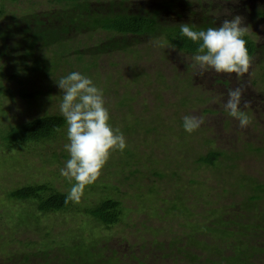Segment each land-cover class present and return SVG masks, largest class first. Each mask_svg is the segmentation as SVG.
I'll return each mask as SVG.
<instances>
[{
    "label": "rangeland",
    "instance_id": "1",
    "mask_svg": "<svg viewBox=\"0 0 264 264\" xmlns=\"http://www.w3.org/2000/svg\"><path fill=\"white\" fill-rule=\"evenodd\" d=\"M1 2L8 10L18 9L17 2ZM19 5L21 11L30 7L29 0H21ZM47 9H51V5L41 2L32 10ZM234 15H240V10ZM243 21L246 33L255 42L264 44V21ZM55 51L53 46L43 54L51 59ZM69 51L65 57L71 65L60 64L49 74L18 70L19 56L16 55L0 59V138L13 125L44 115L60 114L61 93L55 81L70 71H77L91 78L103 91L105 105L110 112L109 122L123 134L126 148L111 152L97 181L84 188L80 199L73 201L70 210L57 215L37 213L34 223H21L22 227L17 229L12 220L18 222L14 217L18 207L7 198L11 190L28 183L49 181L58 191L67 193L73 182L59 172L68 158L63 147L67 142V126L54 139L22 145L13 153L10 148L0 146V175L3 174L0 178V264H20L26 255H30V261H26L28 264H37L39 256L34 255L38 249L63 243L70 244L69 250L82 257L88 256L86 248L92 244L101 255L97 260H108L114 256L128 264H137L138 259L144 258V262L149 263L155 256L159 264H172L167 246L172 242L179 246L184 240V232H191L186 221L189 217L168 211L172 204H185L193 212L197 211L201 215L197 218L200 225L206 226L205 216L211 209H224V205L243 200L242 196L249 194L241 187L243 182H248L247 188L251 185V181L245 178L250 176L253 181L264 183V79L261 62L258 58L251 60L248 70L236 78L235 74L211 71L201 74L193 66L192 55L175 48H162L158 44L152 45L143 56L142 53L102 55L97 59L96 67L91 69L75 60L73 48ZM60 56L59 53L54 55L56 59L52 66L59 62ZM231 88L242 91L241 107L249 119L243 128L223 108L227 90ZM129 98L131 100L126 103ZM121 102L126 104L119 107ZM188 114L204 118L200 128L191 134L182 128V118ZM249 144L256 145H253L255 149L248 151ZM213 149L223 151L230 159L221 160L219 173L222 176L227 172L228 178L221 185L217 181L219 175L214 176L212 168H197L194 161L195 154H205ZM232 163L236 168L225 170ZM154 169L165 175L175 170L178 175L160 179L151 176ZM191 179L196 183L190 184ZM162 181L168 185L160 184ZM226 183L233 184V190L240 193H222L220 186L224 187ZM205 184L214 188L202 196L207 189ZM151 188L155 191L151 192ZM233 197L236 199L232 200ZM108 198L119 201L122 211L120 223L111 229L94 225L93 219L85 213V208ZM178 198L183 199L180 204L176 200ZM30 207L33 204L29 203L28 209ZM9 211L11 219L6 216ZM20 214L25 218L28 216L27 213ZM38 224L41 227L37 229L34 226ZM26 228H29L28 232L23 230ZM52 241L57 244H52ZM253 261L254 264H264V254L256 252ZM187 262L185 259L184 263Z\"/></svg>",
    "mask_w": 264,
    "mask_h": 264
},
{
    "label": "trees",
    "instance_id": "2",
    "mask_svg": "<svg viewBox=\"0 0 264 264\" xmlns=\"http://www.w3.org/2000/svg\"><path fill=\"white\" fill-rule=\"evenodd\" d=\"M20 1L10 0L19 4ZM41 2L51 5V9L39 12L32 10ZM19 4L18 9L8 10L4 2L0 3V59L16 55L20 57H18V70L22 68L23 72L32 70L43 71L46 74L54 72L60 64L71 65L65 57V54L70 52V48H73L75 60L87 65V69L96 67V61L102 55L142 53L143 56L154 44L193 55L197 44L181 36L179 32L181 23H189L197 28L215 27L223 19L238 14V9L240 16L244 18L246 15H243L244 13L249 14L245 19L243 18L246 21L250 19L264 21V0H238L237 3L233 0H97L95 2L29 0L30 7L27 11L25 9L21 11ZM245 39L250 61L258 58L264 79V45L256 43L248 33ZM53 46L56 49L54 55L59 53L61 56L59 62L52 66L56 57L52 54L50 59L44 56L43 51ZM12 76L15 77L16 74ZM130 100L127 99L126 103ZM126 103L121 102L119 107ZM66 126L61 114L40 116L7 128L0 138V146L10 148L13 153L22 145L40 144L54 139ZM253 145L249 144L248 151L255 149L253 147L256 145ZM225 154L223 151L213 149L205 154H195L197 157L194 161L197 168H212L214 176L219 175L217 181L221 185V182L225 183L228 179L227 172L222 176L219 173L222 170L221 160L229 159ZM148 160L152 162L151 158ZM231 167L236 168V164L227 165L225 170ZM152 173L151 176L160 179L178 175L175 170L169 172V175L155 169ZM0 178H3V174ZM245 179L250 180L251 185L248 189L246 185L248 182H243L241 187L249 194L242 196L243 200L237 199V202L224 205V209H211L205 216L206 226H201L200 219H197L201 215L197 211L193 212L185 204H172L171 210L168 208V211H176L178 216L189 217L190 219L186 220L187 227L191 228V232H184V240L180 241L179 246L176 242L167 246L170 252V255L168 253L167 255L171 256L172 264H186L185 259L188 260L187 264H254L256 252L264 254V244L261 243L264 242V183L253 181L250 176ZM159 183L168 185L164 181ZM189 183L194 184L196 181L191 179ZM220 185L217 184V187ZM205 186L207 189L202 196L205 193L208 195V191L214 188L209 184ZM223 186H220L222 193L230 192L234 195L239 192L233 190V184L226 183ZM151 189V192L155 191L154 188ZM66 197L67 193L58 191L49 181L43 184L28 183L11 190L7 198L18 207V212L14 215L18 222L12 220L14 226L19 229L22 227L21 223H34L37 220V213L57 215L70 210L73 201ZM192 197L194 198L193 194ZM176 200L179 204L183 201L179 198ZM29 203L33 204V207L28 209ZM227 211H229L228 218L225 217ZM10 213L11 211L6 215L8 219L13 218ZM20 213H27V218ZM85 213L93 219L94 225H103L106 229H111L121 221V203L116 199L108 198L91 208H85ZM34 227L38 229L41 225ZM23 230L28 232L29 228ZM52 244L57 243L52 241ZM69 245L63 243L57 247L38 249L37 254L34 255L37 258L39 256L36 263L128 264L114 256L108 257V260H97L101 255L92 244L86 248L88 250L86 257L71 252ZM178 255H180L179 259ZM29 256H24L20 264H28L26 261H30ZM138 260L137 264H159L158 257L155 256L149 263L144 262V258Z\"/></svg>",
    "mask_w": 264,
    "mask_h": 264
},
{
    "label": "clouds",
    "instance_id": "3",
    "mask_svg": "<svg viewBox=\"0 0 264 264\" xmlns=\"http://www.w3.org/2000/svg\"><path fill=\"white\" fill-rule=\"evenodd\" d=\"M246 29L240 15H231L215 27L197 28L189 23L179 24L181 36L197 44L192 61L201 74L211 71L235 74L236 78L248 70L250 63ZM55 84L61 93L59 112L67 125V142L63 147L68 158L59 172L73 181L66 199L78 201L84 188L97 181L111 152L123 151L126 141L123 134L110 124L103 91L91 78L71 71L56 80ZM241 98L240 88L228 89L223 108L243 128L249 119L241 107ZM203 123L202 116L188 114L182 118V128L188 134L198 130Z\"/></svg>",
    "mask_w": 264,
    "mask_h": 264
},
{
    "label": "flooded vegetation",
    "instance_id": "4",
    "mask_svg": "<svg viewBox=\"0 0 264 264\" xmlns=\"http://www.w3.org/2000/svg\"><path fill=\"white\" fill-rule=\"evenodd\" d=\"M242 14H243V13H241V15H242ZM245 14H246L247 16L249 15V14H247V13H244L243 15H245ZM246 15H245V18H246ZM243 18H244V17H243ZM245 18H244V19H245ZM244 19H243V20H244ZM257 20H258V19H257ZM260 21H263V20H260ZM245 22H246V21H245ZM256 43H257V42H256ZM258 44L260 45V43H258ZM262 45H264V44H262ZM221 83H222L223 85H226V83H225V82L223 83V81H221Z\"/></svg>",
    "mask_w": 264,
    "mask_h": 264
}]
</instances>
